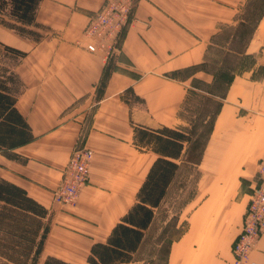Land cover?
Masks as SVG:
<instances>
[{
    "label": "crops",
    "instance_id": "crops-1",
    "mask_svg": "<svg viewBox=\"0 0 264 264\" xmlns=\"http://www.w3.org/2000/svg\"><path fill=\"white\" fill-rule=\"evenodd\" d=\"M104 2L41 0L35 17L41 27L34 28L43 35L39 41L0 24V65L10 61L2 45L25 52L13 67L23 83L15 107L33 135L9 151L17 158L0 152V177L49 213L38 264L49 257L87 264L93 246L107 244L115 226L139 203L154 161L166 157L151 148L150 133L162 127L191 131L188 96L203 91L194 82H214L208 66L187 80L167 74L209 65L212 50L226 49L219 43L224 29L245 23L240 16L251 0H137L120 49L110 58L89 52L83 34ZM231 41L236 38L225 45ZM226 50L254 64L233 74L196 159L189 158L192 144L187 142L179 158L166 157L178 170L137 249L129 250L131 261L115 264L157 263L155 253L165 242L153 241L170 221L160 216L173 197L179 202L176 221L185 226L168 243L163 264L233 263V244L264 157V8L244 50ZM109 64L113 72L101 87ZM77 147L93 151L88 181L74 204L57 203L54 191ZM193 176L192 198L182 201ZM251 260L264 264V237Z\"/></svg>",
    "mask_w": 264,
    "mask_h": 264
},
{
    "label": "trees",
    "instance_id": "trees-1",
    "mask_svg": "<svg viewBox=\"0 0 264 264\" xmlns=\"http://www.w3.org/2000/svg\"><path fill=\"white\" fill-rule=\"evenodd\" d=\"M41 0H0V24L20 36L39 41L43 35L34 28L36 13ZM9 64L0 65V152L17 158L9 151L33 139L25 118L17 111L15 104L23 83L13 67L25 52L2 45ZM207 63H201L173 71L167 76L177 80H187L198 72L207 70ZM112 65L103 73L101 87L111 76ZM213 125V121H212ZM141 133V131H139ZM150 133L147 141L151 148L170 158H179L183 143H194L191 132L162 127ZM211 130H209V133ZM147 133V132H146ZM141 135L142 140L146 138ZM205 147V146H204ZM157 158L138 194L139 203L113 229L107 244H96L87 264H115L130 262L144 233L151 223L155 208L159 207L168 186L171 184L178 165L166 158ZM47 209L28 197L19 186L0 177V264H38L49 222ZM44 264H67L49 257Z\"/></svg>",
    "mask_w": 264,
    "mask_h": 264
},
{
    "label": "built area",
    "instance_id": "built-area-1",
    "mask_svg": "<svg viewBox=\"0 0 264 264\" xmlns=\"http://www.w3.org/2000/svg\"><path fill=\"white\" fill-rule=\"evenodd\" d=\"M137 0H105L99 11L91 17L84 30L89 52L101 51L110 58L118 53L126 29L130 25ZM93 151L77 147L72 153L60 185L54 191V201L74 204L79 192L88 181ZM264 237V157L256 175V187L244 215L242 229L233 244L232 264H254L251 255Z\"/></svg>",
    "mask_w": 264,
    "mask_h": 264
},
{
    "label": "rangeland",
    "instance_id": "rangeland-1",
    "mask_svg": "<svg viewBox=\"0 0 264 264\" xmlns=\"http://www.w3.org/2000/svg\"><path fill=\"white\" fill-rule=\"evenodd\" d=\"M264 8V0H251L248 5L247 11L245 10L241 14V20H245V23L235 28H225L221 35L219 43L225 46L226 49L232 48L238 52L243 51L246 43L248 42L251 33L254 30V26L258 17L261 15ZM234 36L236 43L231 41L229 45H225V42ZM223 47L221 49L216 48L209 53V75L214 76V82L212 85H207L203 81H195L194 86H198V89L203 91H192L189 93L188 102L185 110L189 120L192 121L189 125L191 129V136L193 137L194 143L192 144V154L189 156L192 160L196 159L198 153L207 144L209 138V130L212 129V121L215 116L217 104L222 103V98L225 94L226 88L231 81L235 72H241L244 69L249 68L254 64V60L251 58H245L244 60H238L235 54H229ZM6 65L9 62L5 63ZM214 94V95H213ZM217 97H216V96ZM215 96V97H213ZM260 163V162H259ZM258 171V170H257ZM194 176L189 180V186L184 189V196L182 201L185 199L190 200L194 191ZM173 197L168 202L161 212L162 215L170 217V221L165 228L157 231L154 241L157 245L159 242H165L161 248H157L155 253L159 259L156 264H163V260L166 256L168 243L170 240L176 238L183 230L185 225H178L177 213L179 209V202ZM162 222V221H161ZM164 240V241H163ZM151 242L149 246H151Z\"/></svg>",
    "mask_w": 264,
    "mask_h": 264
}]
</instances>
